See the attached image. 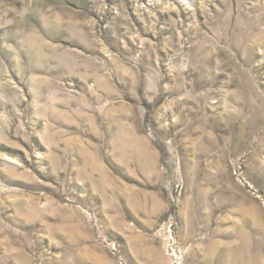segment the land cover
I'll list each match as a JSON object with an SVG mask.
<instances>
[{"label": "rangeland", "instance_id": "rangeland-1", "mask_svg": "<svg viewBox=\"0 0 264 264\" xmlns=\"http://www.w3.org/2000/svg\"><path fill=\"white\" fill-rule=\"evenodd\" d=\"M0 264H264V0H0Z\"/></svg>", "mask_w": 264, "mask_h": 264}]
</instances>
